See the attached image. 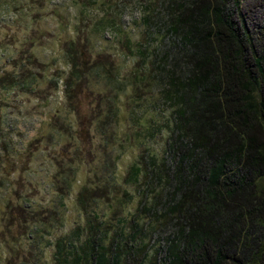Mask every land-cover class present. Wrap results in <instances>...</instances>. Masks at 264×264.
Returning <instances> with one entry per match:
<instances>
[{
    "label": "trees",
    "instance_id": "1",
    "mask_svg": "<svg viewBox=\"0 0 264 264\" xmlns=\"http://www.w3.org/2000/svg\"><path fill=\"white\" fill-rule=\"evenodd\" d=\"M111 1L71 3L76 13L66 14L59 46L68 70L48 66L43 72L56 103L62 88L73 114L75 93L87 90L93 98L92 84L105 82L113 96L107 112L99 109L98 124L102 129L114 124L106 133L117 145L111 170L96 174L105 182L93 186L92 165L83 157L88 123L64 124L56 111L49 126H58L59 141H51L56 148L49 162L58 202L35 204L30 212L41 220L25 224L18 236L20 225L6 222L15 199L6 201L1 238L13 240L5 241L3 264L23 259L22 236L38 250L23 264H264V0L139 1L149 11L143 20L147 30L155 31L146 42L125 34ZM0 2V17L20 14L15 21H23L33 4ZM108 32L118 37L114 47L127 53L116 67L94 51V40ZM157 34L168 41L166 49L156 46ZM6 38L16 41L14 35ZM37 63L21 45L6 46L0 39V111L9 102L1 95L35 87ZM147 91L161 116L143 122L141 94ZM0 133L3 176L16 163L6 155L10 141ZM48 137H37L26 150ZM128 155L135 159L121 176ZM66 156L74 165L66 164ZM84 166L88 177L74 199L77 220L67 227L68 198ZM103 193L111 204L102 210ZM15 208L22 209L18 203Z\"/></svg>",
    "mask_w": 264,
    "mask_h": 264
},
{
    "label": "rangeland",
    "instance_id": "2",
    "mask_svg": "<svg viewBox=\"0 0 264 264\" xmlns=\"http://www.w3.org/2000/svg\"><path fill=\"white\" fill-rule=\"evenodd\" d=\"M31 1L33 2V7L31 5V10L27 11V15H25L23 21H18L19 19L15 21L16 15L20 14L12 12L4 13L2 14L3 16L1 15L0 17V39H3L6 46L10 45V47H13L14 45H21L26 53L34 54L38 59V63L35 65L33 72L37 76L35 87H29L27 91L17 90L7 95H1V97L6 96L9 102L7 104H1V107L4 109L0 111V130H3V138H8L10 141V153L8 152L6 155L13 157L16 164L9 167L8 171H4L3 176L0 172V264L5 263L6 257L8 256L5 241L12 244L11 240H13L9 238L8 235L5 239L1 238V233L5 225L6 201L9 198H14L15 200L12 201V205L14 202L16 204L18 203L21 205L22 209L26 210L25 213H21L22 209L15 208L16 204L11 206L13 210L6 221L7 224L16 223L18 226L20 225V230L19 227L15 230V235L18 236L24 235L21 233V230L22 227L25 228V224L29 225L34 223L37 218L41 220L38 216L35 218L30 212L35 204L43 206L47 203L58 202V197L51 189L53 187L51 181L55 173V168L49 162V155H52L53 148H56L54 143L59 141V135L57 134L58 126H49L52 125L49 121L52 116L56 114V111H61L63 119L66 118L64 124H70L71 122L72 124L77 122L80 123V121L88 123V126L86 127L85 125L83 131V135L85 138L87 137L85 140L86 146L83 151V157L87 159L88 164L92 165L93 174L90 175L89 181H92L93 186L102 185L105 182V179H99L96 174L101 177L104 168L111 170V165L115 157L114 151L117 148V145L111 143L109 139L110 133L106 134L107 131L110 132L113 130L114 124L112 122L107 124V128H105V124L103 129L102 125L99 126L98 124L101 123V119L98 118L99 109H102L104 113L107 112L110 103L109 96H113V94L106 89L107 86L105 82L99 81L94 85L92 84V86H94L92 89L94 88L93 90L95 91V93L92 94L93 98H88L90 93H88L87 90L75 93L77 99L74 106L77 107V114H73L74 107H71L68 103L64 104V102L61 104L56 103V93L54 89H48L43 81V72L48 66H54L53 69L60 68L63 71L68 70L60 53L59 46L63 41L60 36L65 35V33L61 32L66 26L65 16L68 13L66 10L68 6H65V4L67 5L68 2L73 4L74 0ZM139 1L143 3L142 0H113L111 4H113V12H115L116 9L121 16L119 25L123 31H126L125 34L129 35L130 33L135 41L146 42L150 36L149 34L155 31L152 29L151 31L147 30L148 28L145 26L143 20L145 15L149 14V11H146L144 4ZM152 1L156 3L155 5H159L161 0ZM99 7L100 4L97 8L99 9ZM103 9V7H100L102 15ZM101 13L95 10L93 15L100 18ZM32 17H38V21L35 19L33 20ZM113 17L116 19L117 15ZM87 25L88 24L85 26ZM11 35L16 37L14 43V39L11 40L6 38L11 37ZM156 37L159 38L156 46L166 49V46L169 45L168 41L165 39L163 42V35L157 34ZM82 38L85 39V36L82 35ZM117 41L118 37L114 32H108L102 39L94 40V44L96 45L94 51H99L104 54L102 60L112 63L114 67L122 65L127 59L125 50H117L118 46L115 44ZM40 76L42 78H40ZM60 94L62 95L61 92ZM153 97L154 96L150 95L148 91L147 93L141 94V102H144L142 104V110L145 112L142 118L143 122L148 121L150 115L158 114L161 116V113L157 111V106L150 105L153 101ZM77 116L80 117L78 118ZM90 117L93 120H88ZM62 122L63 120L59 121V123ZM63 134L67 136V133ZM41 135L49 137L47 139L43 138L40 143H34L30 150H26L29 148L30 143H33V141ZM49 138L51 139L49 140ZM1 139L2 135L0 136V141ZM52 140L53 142L56 141L54 143L52 142V144ZM64 158L68 166H71L72 163L74 165L71 158L68 156L63 157V159ZM133 159H135L134 156H125L120 164L121 176L126 173ZM79 163L80 161H75V167H77ZM87 167L88 166H84L80 169L77 178L78 182L74 185L73 189L75 194H72L68 198L67 206L69 211L67 214V227H71L73 221L77 220V215L74 213V199L78 190L81 189L84 179L88 177L86 172ZM107 170H105V172ZM8 173H11V177L9 178H7ZM63 181L64 180L61 179V183H63ZM14 193H16V196L13 195ZM106 197L105 193L100 195L99 200L102 210L108 209L110 207L109 204H111L106 201ZM15 211L17 214H15ZM22 237L26 247L23 252L24 255H19L20 257L23 256V259L21 258L19 260L17 258V260L15 256L17 260L16 264H23L28 257H36L35 254L38 253V250L31 244V241L27 238L24 239V236Z\"/></svg>",
    "mask_w": 264,
    "mask_h": 264
}]
</instances>
